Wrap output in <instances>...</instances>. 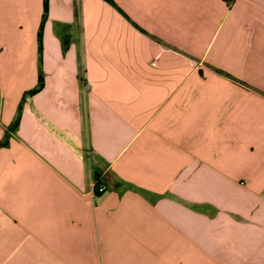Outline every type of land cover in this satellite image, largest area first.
<instances>
[{"label": "crops", "instance_id": "0c3cea01", "mask_svg": "<svg viewBox=\"0 0 264 264\" xmlns=\"http://www.w3.org/2000/svg\"><path fill=\"white\" fill-rule=\"evenodd\" d=\"M0 264H264V0H0Z\"/></svg>", "mask_w": 264, "mask_h": 264}, {"label": "rangeland", "instance_id": "374dc122", "mask_svg": "<svg viewBox=\"0 0 264 264\" xmlns=\"http://www.w3.org/2000/svg\"><path fill=\"white\" fill-rule=\"evenodd\" d=\"M10 26H12L13 27V29H14V31L19 35V37L21 38L22 37V34H23V31H21V30H18L17 28H16V26H15V23H13V22H11V23H9L8 24V27L6 28V30H9V34H8V36H10V39H11V29H10ZM38 39V38H37ZM37 39H36V45L38 46V41H37ZM25 40H26V44H25V46H26V49H28V51H29V49H30V44H28L27 43V37H25ZM32 46L34 47V44H32ZM29 94H30V91H25L24 93H18V94H11V93H8V95H7V100L6 101H9L10 99H12V98H14L15 100H16V103L17 102H19V103H21L22 102V100H25V99H27V97L29 96ZM16 115V112L14 113V116Z\"/></svg>", "mask_w": 264, "mask_h": 264}, {"label": "built area", "instance_id": "2783aa9c", "mask_svg": "<svg viewBox=\"0 0 264 264\" xmlns=\"http://www.w3.org/2000/svg\"><path fill=\"white\" fill-rule=\"evenodd\" d=\"M187 64L189 66H195L196 65V63L193 60H190V59L187 60ZM88 185H89V191L92 194L95 193V192L98 193V192L102 191L103 188H104V186L101 183H98L94 179L89 180Z\"/></svg>", "mask_w": 264, "mask_h": 264}]
</instances>
